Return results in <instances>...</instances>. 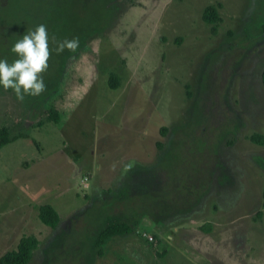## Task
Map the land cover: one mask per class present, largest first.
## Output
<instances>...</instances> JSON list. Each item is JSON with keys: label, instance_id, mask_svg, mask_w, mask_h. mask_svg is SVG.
<instances>
[{"label": "rangeland", "instance_id": "rangeland-1", "mask_svg": "<svg viewBox=\"0 0 264 264\" xmlns=\"http://www.w3.org/2000/svg\"><path fill=\"white\" fill-rule=\"evenodd\" d=\"M40 24L45 90L0 87V128L28 135L0 150V259L36 236L30 264H264V0H0V59ZM110 218L133 233L100 257Z\"/></svg>", "mask_w": 264, "mask_h": 264}, {"label": "trees", "instance_id": "trees-1", "mask_svg": "<svg viewBox=\"0 0 264 264\" xmlns=\"http://www.w3.org/2000/svg\"><path fill=\"white\" fill-rule=\"evenodd\" d=\"M221 6L211 5L205 8L203 12V21L207 25H211L213 27V33L217 32V28L222 21L220 15ZM261 83L264 88V69L261 75ZM109 87L111 90H116L119 88V77L116 74L110 75ZM46 122L59 124L61 117L57 109L51 108L45 111ZM162 137L167 136L168 129L163 128L161 131ZM28 138V135L24 133H20L14 135L12 130L8 127L0 128V150L10 143H14L15 141ZM250 142L258 145L259 147H264V136L254 134L250 138H248ZM157 148H162L160 143L157 144ZM263 200H264V192H263ZM39 219L46 227H49L53 230L57 229L60 225L62 219L58 213V211L51 205H43L39 207ZM262 213L257 214V218L261 219ZM202 231L207 233L205 227L201 228ZM133 233V227L129 223L120 222L117 219H108L105 228L99 233L96 242L95 249L98 256H104V245L107 241L114 239L116 237L128 236ZM40 245V241L36 236H23L15 250L8 251L5 253L1 259L0 264H30L34 253L38 250Z\"/></svg>", "mask_w": 264, "mask_h": 264}, {"label": "clouds", "instance_id": "clouds-1", "mask_svg": "<svg viewBox=\"0 0 264 264\" xmlns=\"http://www.w3.org/2000/svg\"><path fill=\"white\" fill-rule=\"evenodd\" d=\"M78 46L77 38L65 39L57 42L55 51L57 54L65 49L75 51ZM10 51L17 59L11 64L6 59H0V87L4 90L11 89L20 101L25 96H39L46 87L41 74L48 68L49 59V35L46 26L40 24L34 31L29 30L12 45Z\"/></svg>", "mask_w": 264, "mask_h": 264}, {"label": "built area", "instance_id": "built-area-1", "mask_svg": "<svg viewBox=\"0 0 264 264\" xmlns=\"http://www.w3.org/2000/svg\"><path fill=\"white\" fill-rule=\"evenodd\" d=\"M85 181H86V179H85Z\"/></svg>", "mask_w": 264, "mask_h": 264}]
</instances>
